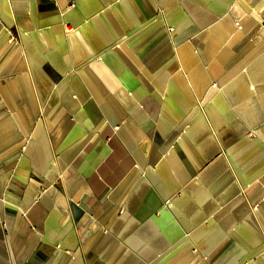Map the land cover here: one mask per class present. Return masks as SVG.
<instances>
[{"label": "crops", "instance_id": "obj_1", "mask_svg": "<svg viewBox=\"0 0 264 264\" xmlns=\"http://www.w3.org/2000/svg\"><path fill=\"white\" fill-rule=\"evenodd\" d=\"M0 264H264V0H0Z\"/></svg>", "mask_w": 264, "mask_h": 264}]
</instances>
